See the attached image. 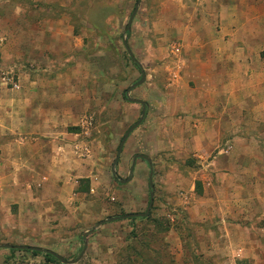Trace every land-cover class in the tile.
<instances>
[{
  "label": "rangeland",
  "instance_id": "obj_1",
  "mask_svg": "<svg viewBox=\"0 0 264 264\" xmlns=\"http://www.w3.org/2000/svg\"><path fill=\"white\" fill-rule=\"evenodd\" d=\"M185 3L190 0H141L127 35L136 0H0V125H10L16 110L22 115L33 111L39 117L35 124L78 133L81 144L48 170L54 179L63 171L73 173L74 186L68 182L62 191L67 205L57 201L51 188L33 190L38 195L33 202L27 184L35 178L30 175L0 181V246L50 250L65 262H75L86 247L73 264H264V168L258 170L256 189L248 186L250 193L239 202L234 187L218 189L215 176L230 172L233 160L207 166L224 147L205 158L187 155L155 140L166 138L163 128L152 133L164 104L177 112L174 119L183 118L179 106L191 97L170 95L194 87L185 69L181 79H172L180 48L173 26L177 13L186 11ZM124 39L146 74V82L129 96L147 101L149 109L144 124L124 145L115 178L110 170L120 139L141 110L126 96L140 72L124 49ZM13 99L20 101L10 105ZM63 105L72 110L61 113ZM41 109H54L59 116H40ZM251 123H259L249 135L264 153V122ZM13 124L21 125V118ZM42 139L50 141L49 134ZM137 153L148 155L156 169L154 202L148 219H122L137 207L143 213L148 205L144 172L132 184L117 182L126 179ZM92 156L103 159L101 171L86 162ZM0 170L9 174L8 168ZM92 178L98 184L93 183L90 193ZM115 192L128 195V201L115 198ZM75 193L82 195L71 200ZM109 217L115 220L96 228ZM143 257L148 261L142 263ZM0 264L48 263L42 255L0 247Z\"/></svg>",
  "mask_w": 264,
  "mask_h": 264
},
{
  "label": "crops",
  "instance_id": "obj_2",
  "mask_svg": "<svg viewBox=\"0 0 264 264\" xmlns=\"http://www.w3.org/2000/svg\"><path fill=\"white\" fill-rule=\"evenodd\" d=\"M184 5H187L186 11L177 13L178 23L173 26L180 48L176 50L179 59L174 67L175 73L172 79L176 81L175 76L181 79L180 72L185 69L189 77L185 75L184 78H191L194 87L190 88L188 85L186 94L170 95L171 97H191L186 101L182 100L179 106L180 112L184 113L183 118L174 119L177 112L175 113L172 105L164 104L162 120L158 123L153 122L155 127L152 133L157 134L158 128H163L166 138L163 140L161 136H156L155 140L158 143L169 142L171 146L175 145L172 147L180 150L178 151L180 153L183 151L203 158L213 154L220 146L224 147L218 152V157H215L207 166L215 168L225 160L229 163L233 160V169L225 174L217 172L216 182L218 189L223 191H229L231 187H234L235 196L240 199L250 193L251 190L247 191L248 186L249 189H256L260 178L258 170L264 168L263 149L261 145H258L259 142L249 135L250 131H254V126L259 125V123L252 124L251 120L258 119L264 122V111H262L264 110V0H190V3ZM159 19L161 22L168 21L167 18ZM131 99L140 100L145 104L144 111L140 105L136 104L141 110L140 117L134 123L144 112L140 127L147 116L148 102L137 98ZM18 101L20 99L10 100V105ZM63 101L66 102L65 99L61 100ZM1 106L0 104V110ZM71 110L72 107L63 105L60 112L64 114ZM15 112V116L11 115L10 125H0V169L8 168L9 170V174H0V181L5 179L7 181V176L10 182L11 180L20 181L21 175H30L35 178L32 181L34 184H27L33 202L38 201V195L33 193V190L37 192L36 189L40 188L44 193L51 188L56 190L57 201L67 205L68 200L62 195V191L68 188V182L69 185L74 186L75 183L71 181L73 173L63 171L54 179L50 178L48 170L53 169V164L64 162L66 153H73L81 146L80 142L76 141L78 133H71L67 129L58 132L52 127L48 129L42 125L38 126L34 123V120L39 118L38 113L33 111L31 113L26 111L25 115L17 110ZM41 115L51 118L52 115L59 116V111L56 113L54 109H41ZM2 116L0 111V119ZM18 117L21 118L22 124L15 126L13 121ZM182 122L185 124L183 125ZM46 133L49 134L50 141L42 139ZM255 133L258 132L255 131ZM33 134L40 137L34 138ZM123 149L124 146L122 151ZM122 151L113 173L111 166L110 172L115 178H117V168L120 167V163L122 162L123 165ZM135 155H144L150 159L155 192L156 169L152 159L145 154L137 153L133 156ZM102 160L92 156L86 162L95 169L100 168L97 171H101ZM178 160L179 157H176L175 161ZM63 164L65 166V163ZM139 172L141 174L144 172L148 183L149 167L147 163L137 159L130 184L135 182ZM96 178L90 179V193L95 191L94 186L98 184ZM138 179L140 180V177ZM119 181L121 180H117L118 183ZM55 182L61 185H54ZM80 195L82 193L73 194L71 200ZM114 195L118 200L128 201L129 198L128 195L118 192ZM260 196L264 203V194ZM138 208L131 211L132 214L140 213L136 211ZM252 211L250 209V213ZM240 212H242L241 209ZM110 218L115 220L114 217L108 219Z\"/></svg>",
  "mask_w": 264,
  "mask_h": 264
},
{
  "label": "water",
  "instance_id": "obj_3",
  "mask_svg": "<svg viewBox=\"0 0 264 264\" xmlns=\"http://www.w3.org/2000/svg\"><path fill=\"white\" fill-rule=\"evenodd\" d=\"M140 1L141 0H136V4H135V7L127 21V24H126V27H125V34H127L130 29H131V24L136 16V13L138 11V7H139V4H140ZM123 46H124V49L126 51V53L128 54V57L130 58V60L137 65L138 67V64L136 62V59L134 58L130 48H129V45L127 43V40L124 39L123 40ZM139 69V72H140V79L133 85H131L130 87H128V89L126 90V96H127V100L130 102V103H133V104H138L140 105L142 108H143V111L145 110V104L140 101V100H136V99H131V98H128V94L133 90L135 89L136 87H139L141 85H143L145 83V80H146V75H145V72L140 68V66L138 67ZM144 115V112L142 113V116L141 118L136 122L134 123L133 125H131L128 130L125 132V134L123 135L120 143H119V146L117 148V153H116V156L114 158V161H113V165H112V173L114 172V167L119 159V155L122 151V148L124 146V143L126 142L127 138L130 136L131 133H133V131H135L139 125L141 124L142 120H143V116ZM137 159H140L142 161H144L145 163H147L148 167H149V175H148V187H149V203L147 205V208L146 210L143 212V213H134V214H128V215H125L123 217H121L122 219H133V218H145L149 215L150 213V210L152 208V205H153V192H154V185H153V169H152V166H151V161L148 157L144 156V155H135L133 156L132 158V161H131V166H130V169H129V176L125 179V180H121L119 181L120 184L122 185H125L127 183H129L132 179V171H133V167L135 165V161ZM114 219H107L106 221H103V222H100L99 224L96 225V228L99 227L100 225L104 224V223H110L112 222ZM95 229H92L91 231H89L88 233H91L93 232ZM84 236V235H83ZM4 249H13V250H25V251H36V252H39V253H44V254H47V255H51L53 257H55L59 262L61 263H67V264H73V263H76L77 261H79L81 259V257L83 256V253L86 249V247H84L81 255L76 259L75 262H65L61 257H59L58 255H56L54 252L50 251V250H44V249H40V248H36V247H28V246H0Z\"/></svg>",
  "mask_w": 264,
  "mask_h": 264
},
{
  "label": "trees",
  "instance_id": "obj_4",
  "mask_svg": "<svg viewBox=\"0 0 264 264\" xmlns=\"http://www.w3.org/2000/svg\"><path fill=\"white\" fill-rule=\"evenodd\" d=\"M127 35H129V32L127 33ZM134 67L138 68L136 64L132 63ZM81 183V181L79 182V184ZM79 192H82V191H79ZM150 217V216H149ZM137 219H140V220H146L148 219V216L145 217V218H133L131 220H137ZM151 221V220H150ZM11 252H14L13 249H10ZM33 256H39V255H42L43 258H44V261L48 264H57L58 261L55 257L51 256V255H47V254H41L39 252H36V251H29ZM142 263H145L146 261H148V259L146 257H143V259L141 260Z\"/></svg>",
  "mask_w": 264,
  "mask_h": 264
}]
</instances>
